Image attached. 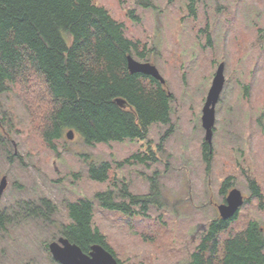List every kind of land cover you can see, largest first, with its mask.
Segmentation results:
<instances>
[{
  "label": "rangeland",
  "instance_id": "rangeland-1",
  "mask_svg": "<svg viewBox=\"0 0 264 264\" xmlns=\"http://www.w3.org/2000/svg\"><path fill=\"white\" fill-rule=\"evenodd\" d=\"M150 1L154 7H143L136 0H94L123 22L126 36L140 41L139 49L146 46L147 60L157 67L173 95V130L164 137L162 149L157 145L169 127L152 124L146 139L95 145L86 144L79 134L68 139L64 133L53 150L36 132L16 87L10 85V90L0 94V108L7 110L11 122L17 121L16 132L14 126L9 128L17 157L7 159V150L8 155L12 152L7 141L0 147V178L7 177L0 212L22 221V232L15 224L8 229L19 232L23 241L15 264H49L38 244L68 222L66 205L80 198L92 199L95 192L111 185L112 178H117L112 182L122 179L136 194H146L152 184L160 186L168 201L156 212L149 209L150 216L143 218L123 217L94 204L92 224L122 264H184L199 233L218 217L216 205L230 188L219 192L227 176L247 199L230 231L252 219L264 231V30H257V26L264 28V0L261 4L258 0H218L219 8L214 0H199L192 16L187 15L184 0ZM199 28L204 30L199 32ZM219 62L224 63L225 81L215 106L213 156L206 171L201 108ZM145 149H153L156 158L146 163L125 160ZM103 161L110 163L109 178L90 180V164ZM248 177L255 180L262 199L251 196ZM43 198L56 208L46 211L40 203ZM27 201L42 206L37 207L42 213L27 214Z\"/></svg>",
  "mask_w": 264,
  "mask_h": 264
},
{
  "label": "trees",
  "instance_id": "trees-1",
  "mask_svg": "<svg viewBox=\"0 0 264 264\" xmlns=\"http://www.w3.org/2000/svg\"><path fill=\"white\" fill-rule=\"evenodd\" d=\"M136 1L143 7H154L150 0ZM184 1L187 15H195L200 1ZM214 2L219 4L218 0ZM258 29L264 30L260 26ZM139 42L126 36L123 22L94 0H0V94L10 90V85L16 87L36 132L53 150L56 141L69 129L86 144L95 145L146 139L152 124L169 127L157 145L162 149L164 137L173 130L170 121L173 95L166 81L161 83L151 76L128 71V54L148 59L145 54L148 49L145 45L139 49ZM256 44L253 41L252 47ZM244 92L248 94V89ZM116 99L123 100L125 105L117 104ZM3 145L1 140L0 147ZM201 147L209 171L212 144L203 141ZM154 156L153 149H145L125 160L146 163L154 160ZM109 167L108 161L90 164L88 178L106 181ZM114 179L117 178L110 179L111 185L95 192L92 199L80 198L66 205L71 222L63 230L79 245L98 243L114 253L98 227L92 224L94 204L123 217L143 218L150 216L149 209L156 212L168 202L160 186L152 184L146 194H136L129 191L122 179L112 182ZM230 179L227 176L221 183L220 194L231 187ZM248 182L251 196L262 199L255 180L248 177ZM40 203L46 211L56 208L45 198ZM24 204L27 214L35 217L37 209L32 203ZM258 207L263 208L261 203ZM237 213L229 219L218 215L211 220L199 233L184 264H264L261 225L252 219L232 232L230 225Z\"/></svg>",
  "mask_w": 264,
  "mask_h": 264
},
{
  "label": "water",
  "instance_id": "water-1",
  "mask_svg": "<svg viewBox=\"0 0 264 264\" xmlns=\"http://www.w3.org/2000/svg\"><path fill=\"white\" fill-rule=\"evenodd\" d=\"M126 67L130 73H141L143 75L151 76L154 79L164 83V78L159 73L157 67L148 61L136 60L132 55L126 56ZM224 63L220 62L211 79L205 101L201 108V125L205 131L204 141L210 146L212 144L213 124L215 121V106L219 99L220 93L224 85ZM116 103L124 106V101L116 99ZM68 139L73 138V131L69 129L65 133ZM7 185L6 176L0 178V196ZM243 196L237 188H232L225 196L224 202L217 205L219 216L222 219H229L233 217L238 208L243 204ZM56 243L50 245V250L54 258L62 264H119L116 259L99 245H94L92 251V258L89 259L81 254L75 245H66V251L58 250Z\"/></svg>",
  "mask_w": 264,
  "mask_h": 264
},
{
  "label": "flooded vegetation",
  "instance_id": "flooded-vegetation-1",
  "mask_svg": "<svg viewBox=\"0 0 264 264\" xmlns=\"http://www.w3.org/2000/svg\"><path fill=\"white\" fill-rule=\"evenodd\" d=\"M260 30V29H258ZM7 110H3L0 108V139L3 141H8V143L11 144L12 146V152L8 155L9 151L7 150L6 152V157L9 161L14 160L17 157V148H16V143L14 139L11 136V130L9 128L13 127L16 132V125L17 121L15 123L11 122V118L7 117ZM2 177V176H1ZM232 186L229 188L231 189ZM228 189V191H229ZM4 191V190H3ZM227 191V192H228ZM3 193V192H2ZM227 194V193H226ZM2 195V194H1ZM1 197V196H0ZM225 199V198H224ZM39 205L33 206V208L37 209ZM41 207V206H39ZM20 210V209H19ZM49 210V209H48ZM1 211V210H0ZM4 213L0 212V264H15L16 261H19V254L21 252V249H23L22 246V238L19 236V232L16 231H10L8 230L10 227L9 225L15 224L16 226H19V230L22 228V221L13 219L12 215H7L5 211ZM37 212L42 213L41 210H37ZM16 214V213H15ZM29 216V215H28ZM52 221V220H50ZM54 222V221H52ZM71 221L68 220L67 223H61L60 226H57V233L56 235H53L50 239L47 237H44L43 242L39 243L38 246H40L41 250L43 251V256L47 260V262L52 263V264H62L60 261L56 260L50 250V245L52 243H56V248L58 250H63L64 252L66 251V245H75L81 254L85 255L89 259H91L92 256V251L94 245H99L102 248H104L106 251H108L112 256L116 259V261L119 263L116 255L112 253V251L107 248L106 246H103L98 243H91L88 244L87 246H81L77 242L73 241L67 233L63 230V228L68 225ZM42 227V226H41ZM22 232V229L20 230ZM46 235V233L43 234V236ZM7 239V240H6ZM15 243H19L20 246L16 247ZM108 244V243H107ZM120 264V263H119Z\"/></svg>",
  "mask_w": 264,
  "mask_h": 264
}]
</instances>
